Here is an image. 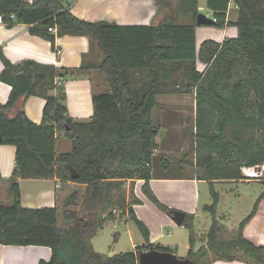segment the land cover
Masks as SVG:
<instances>
[{
	"label": "trees",
	"instance_id": "trees-1",
	"mask_svg": "<svg viewBox=\"0 0 264 264\" xmlns=\"http://www.w3.org/2000/svg\"><path fill=\"white\" fill-rule=\"evenodd\" d=\"M236 8L228 18L229 4ZM162 18L150 25H121L108 20H86L75 15L70 0H0L5 25L16 22L49 40L58 50L56 39L65 34L86 35L90 51H97L102 64L87 61L80 67H57L34 60L13 64L0 47L4 68L0 80L11 86L7 103H0V144L16 147L11 182L13 203H0V244L38 245L52 249L49 261L40 264H67L61 252L74 236L83 245V264H138L141 251L171 248L150 242L147 225L133 213L141 200L126 183L144 180L141 187L159 208L171 213L150 187L152 160L159 147L161 120L154 115L159 96L193 94L194 125L188 116L187 133L194 144L195 158L187 153L177 161L189 168L190 178L208 181L212 203L204 209L212 215L207 244L194 249L195 215L186 213L183 225L190 231L188 255L196 264L209 252L219 259L234 260L240 251L262 262L264 246L247 239L244 228L256 214L264 189L253 210L241 220L234 235L225 237L217 218L220 194L217 180L244 178V167L264 164V0H207L216 22L213 26H236V37L222 42L206 39L197 45L196 22L199 0H187L182 11L191 23H176L177 11L170 0H160ZM198 62L205 65L203 70ZM95 70L106 87L94 86V113L81 121L68 113L65 82ZM95 85V84H94ZM31 95L46 99L41 123L31 120L24 108L11 114L21 100ZM69 138L72 149L57 152L58 136ZM188 152V151H187ZM175 154L161 158L164 169ZM67 164L78 171L72 177ZM76 182L63 210L53 207H25L21 201L20 178H52ZM0 172V179H2ZM264 184V179L262 180ZM130 213L145 243L135 250L105 256L96 252L91 239L105 223ZM121 217V215H119ZM63 218L65 223H60ZM78 227V229H77Z\"/></svg>",
	"mask_w": 264,
	"mask_h": 264
},
{
	"label": "crops",
	"instance_id": "crops-1",
	"mask_svg": "<svg viewBox=\"0 0 264 264\" xmlns=\"http://www.w3.org/2000/svg\"><path fill=\"white\" fill-rule=\"evenodd\" d=\"M70 2L72 3V12L80 18L93 21H115L121 25L153 24L155 23L159 12V6L157 5L158 3L156 0H70ZM205 2L207 8L210 9L207 5V0ZM200 5L199 0V8ZM228 9V18L234 20L237 13L235 4L231 2ZM231 13L234 14V17H231ZM237 33L238 30L236 26H226L225 28L197 26V45L200 46V44L206 39H213L222 42L226 37H236ZM56 45L58 47L57 51L52 48V44L49 40L32 34L29 31V26L27 24L16 22L12 27L0 24V47H2L6 58L13 64L20 63L24 60H34L43 64H52L57 67H80L84 60V54H87V61L92 60L89 59L92 53V51H90V40L86 35L65 34L57 37ZM97 60L100 59H95L93 61L96 62ZM200 65H203L204 67L205 65L201 62H198L197 64L198 69L203 70L204 67H201ZM3 68L4 64L0 58V73ZM89 71L94 72L95 70L91 69ZM94 86V79L89 72H86L83 76L72 77L66 80V104L70 116L81 121L91 119L94 113ZM10 92L11 86L0 80V103H7ZM189 96L190 94L184 96L176 94L159 96L160 105L156 109H158V116H160L161 119L162 129L164 131L166 130V133L163 141L158 143L159 147L153 156L150 187L156 196L169 207L185 211V213L194 214V226H196L195 223L197 218L201 217V212H209L201 206V184L208 183V181L190 178L188 167L181 165L177 160H174L168 169H164L162 164H160L161 158L165 155L175 154L179 158L186 149L191 150L193 142L188 138L186 121L189 115V110L192 109L194 105H192V103L190 107L187 105V98ZM45 104L46 99L44 97L40 95H31L24 102L20 100L13 108L11 114L14 115L18 110L24 108L27 116L31 120L36 123H41L44 117ZM64 139L68 138L62 135L57 137V152H68L72 149V142L70 147L66 145L63 141ZM58 146L63 150H59ZM15 154L16 147L14 145L0 144V172L3 177L0 179V203L4 205H10V203H13V200L10 203L6 202L8 201V193H6V191L11 192V182L7 179L14 173ZM245 174L246 173H244V175ZM247 179L248 178L246 177L237 181H248ZM135 181L138 182V186L135 188L133 187V193H135L136 197H138L141 202L133 205V213L138 219L142 220L147 225L150 232V242L167 246L178 256L180 255L182 258L186 257L188 255L190 243L189 247L187 246V254L182 255L180 254L181 247L179 244H173L174 241L171 243L169 240L171 237L175 238L176 230L180 231L179 234L184 236L182 237L184 246L187 237L185 238L182 230L186 229V227L183 224L178 225L172 217L164 214L155 203L148 199L147 195L141 189L144 180L137 179ZM221 181L228 180H217L215 183ZM19 185L23 206L35 208L59 206L61 210L64 209L69 194L75 189L83 188L82 185L76 182L61 180L57 177L20 178ZM130 188H128V194L130 193ZM248 214L249 213L238 222L232 223L229 221V213L220 215L219 200L217 218L221 226V233L225 237L234 235L241 220H243ZM125 217L116 216L111 222L108 221V225L106 226L117 228V222H125L127 236L130 241V249L135 250L137 246L145 243V239L140 229L137 228L139 230L138 233L131 226L130 223L133 219L130 218L129 212ZM112 223H114V225ZM207 223V226L210 228L211 222ZM166 227H169L170 229L172 228L174 232L171 233V230H168L169 234L166 235L164 230ZM208 227L201 233V235L196 232L195 250H198L207 244V235L209 232ZM202 234H204V236H202ZM243 234L257 246H264V198L261 200L254 217L245 226ZM114 235L115 242L113 246H107V243L105 244L106 246H103L102 244L103 242L105 243V238L108 234L104 230L99 229L96 235L91 239L93 249L105 256L126 252V249H123L124 242L121 231H114ZM164 239H167V243L163 242ZM189 241L190 240H188V242ZM74 246L76 247L79 257V264H83V245L82 243L76 242ZM66 250L67 244H65L62 249L61 259L64 263L73 264L71 260L64 258ZM51 256L52 249L48 246L0 244V264H40L41 260L49 261ZM262 262H264V253ZM199 263L260 264V262L254 257L243 251L238 252L237 258L234 260L219 259L213 252L209 251Z\"/></svg>",
	"mask_w": 264,
	"mask_h": 264
},
{
	"label": "rangeland",
	"instance_id": "rangeland-1",
	"mask_svg": "<svg viewBox=\"0 0 264 264\" xmlns=\"http://www.w3.org/2000/svg\"><path fill=\"white\" fill-rule=\"evenodd\" d=\"M170 1L172 4V8L174 10H178L177 11L178 12L177 17H176V23H183V24L191 23L190 18H188L186 15H184L182 13V11L185 8V3L187 0H170ZM205 1L206 0H200L201 5L199 8V12H203V13L207 14L208 16L213 17L214 15H213L212 11L207 8ZM156 2L158 3L157 5L159 6V12L157 14L158 16L156 17L155 22L159 21L162 18L164 10L166 9L163 5H161L160 0H156ZM231 17H234V14L231 13ZM201 26L202 27H215V26H209V25H201ZM215 28H218V27H215ZM98 57H99V54L95 50L91 53V57L89 59L95 60ZM200 66L204 67L203 65H200ZM88 72L90 73V75H92V78L94 79V84L97 87V89H102V88H105L107 86L105 81L102 80V78H100L101 76H99L95 71L94 72L88 71ZM194 100H195V97L193 94L192 95L190 94V96L187 98V105L189 107L191 106V103H192V105H194L193 108L189 110V115H188L192 119L191 126H193L195 124L194 123V117H195L196 107H195V101ZM154 115L160 118V116H158V109H155ZM163 128L165 129L164 126H163ZM165 131L162 129V125H161V130H160L159 135L157 137L158 143L163 141L164 135L166 133ZM68 139H64L63 141L66 143V145L71 147V140L70 139L68 140ZM63 148H64V146H63ZM59 150H63V149L61 147H59ZM185 153H187V158L190 161L193 160L195 158L194 144L191 145V150L186 149L180 155L179 158H183L185 156ZM174 160H178V156H174ZM179 161H177V162L179 163ZM243 173H246V170L244 168H243ZM188 174H189V168H188ZM256 174L258 176H253V177L247 176V174H245L244 178L247 177L248 181H246V180L245 181H243V180L242 181L228 180V181L217 182L214 184L216 191H218L220 194V215H225V214L229 213L230 219H229L228 215H227V217H228L230 222H232V223L238 222L247 213H250L253 210V207H254V204H255L257 198L259 197L260 193L264 189V184L261 180V179H264V165H263V167H260V170L258 169ZM249 178H251V179H249ZM137 183L138 182H136V181L132 182L131 180H128L126 183L127 191H128V188H130L131 186L134 188L136 186H138ZM81 189H83V188H81ZM6 193H8V201H6V202L10 203L13 200V196H12L10 191H6ZM129 195H130V193L128 194V192H127L128 197H129ZM212 201H213V198L211 195L209 183L201 184V206L204 207V205L206 203H212ZM10 204H12V203H10ZM170 208H172V207H170ZM159 209L164 214L169 215L171 217L170 213L166 212L165 210H162L161 208H159ZM173 209L179 210V209H175V208H173ZM117 215H118V217H119V215H121V217H123V216L125 217L126 214L122 215V210L118 209ZM125 219H126V217H125ZM109 221L111 222L112 220H109ZM107 222L101 228L102 230H104L108 234V236H106V238H105V243L103 242L102 245L106 246L105 244L107 243V246L112 247L114 242H115L114 231L119 230L123 234V242H124L123 249H126V251L131 250L130 249L131 248L130 247V241H129L128 236H127L125 222H123V223L117 222V224H116V226H118L117 228H114L111 226H109V227L106 226V225H108ZM207 222H211V224H212V216L209 212L206 213V211H202L201 217L197 218V221L195 223L197 228H198L197 229L195 226V231L197 233H199V235H201V233L204 232L206 230V228L208 227ZM60 223H62V224L65 223L63 221V218L60 219ZM112 224L114 225V223H112ZM130 224L135 229V231H137V232L139 231L138 230L139 228H138V226L134 220H132ZM77 229H78V227H77ZM208 229H209V227H208ZM164 230H165L166 235L169 234L168 230H171V233L174 232L172 230V228L170 229L169 227H166V229H164ZM182 231L184 232L185 238L187 237V241H186V244L184 246H183L184 243L182 242V237H184V236L179 234L180 231L176 230L175 231V238L171 237L169 240L171 241V243L174 241L173 244H175V243L179 244V246L181 247V253L180 254L186 255L187 254V246L189 247V243H190V241L188 242L189 236H190V231L188 228L183 229ZM202 236H204V234H202ZM100 237H102V236H100ZM76 242H79V240L76 238V236H74L72 238V240H68L67 241V250L64 253V256H65L64 258L71 260L73 262V264H79V259H78L79 257L77 254L76 247L74 246V244ZM163 242L167 243V239H164ZM198 264H200V263H198Z\"/></svg>",
	"mask_w": 264,
	"mask_h": 264
},
{
	"label": "water",
	"instance_id": "water-1",
	"mask_svg": "<svg viewBox=\"0 0 264 264\" xmlns=\"http://www.w3.org/2000/svg\"><path fill=\"white\" fill-rule=\"evenodd\" d=\"M196 22L199 25L213 26L216 20L215 18L210 17L203 12H198L196 16ZM95 64L97 66L101 65L102 60H97ZM0 141H1V137H0ZM66 166L69 168L72 177L78 176V171L75 167H73L70 164H67ZM170 214L172 219L178 225L183 224L186 217V213L184 211L173 210ZM139 264H196V259H191L189 257L182 258L172 251L149 249L147 251H141L139 253Z\"/></svg>",
	"mask_w": 264,
	"mask_h": 264
},
{
	"label": "built area",
	"instance_id": "built-area-1",
	"mask_svg": "<svg viewBox=\"0 0 264 264\" xmlns=\"http://www.w3.org/2000/svg\"><path fill=\"white\" fill-rule=\"evenodd\" d=\"M0 24H5V18L1 12H0ZM263 165L258 166V167H244V169L246 170L247 176H250V177L258 176L256 172L258 171L259 167H263ZM114 212L117 214V210H114Z\"/></svg>",
	"mask_w": 264,
	"mask_h": 264
}]
</instances>
